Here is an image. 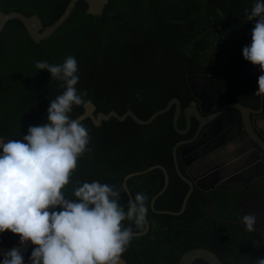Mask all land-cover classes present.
I'll use <instances>...</instances> for the list:
<instances>
[{
    "label": "trees",
    "instance_id": "obj_1",
    "mask_svg": "<svg viewBox=\"0 0 264 264\" xmlns=\"http://www.w3.org/2000/svg\"><path fill=\"white\" fill-rule=\"evenodd\" d=\"M69 0H0V12L35 15L42 27L52 24ZM257 0H107L101 14L85 13L86 4L78 1L67 18L46 39L30 40L17 20L7 21L0 32V137L22 140L30 126L47 122L50 101L61 95L63 82L51 78L47 70H38L37 61L62 64L73 56L78 65L75 85L86 93L96 113L114 111L118 116L130 110L140 120L176 98L180 114L176 127L183 130L182 111L193 100L186 76L209 75L228 101L253 110L264 102L256 96L259 65L243 59V47L250 45L255 19L248 21L246 11ZM83 105V104H82ZM82 105L73 106L70 118L82 113ZM172 105L147 125H138L129 117L118 121L110 117L95 127L86 118L80 122L89 133L87 150L77 159V167L62 189L66 198L84 182L98 181L122 190L120 204L137 193L147 195L148 230L133 237L121 255L126 264H176L186 251L204 248L221 264H256L264 258V232L248 231L234 221L242 220L240 187L225 188L216 194L193 187L181 214L178 212L187 184L174 170L173 145L195 133L197 121L190 119L186 133L172 127ZM197 140V139H196ZM176 149L178 170L188 178ZM161 166L125 181L129 196L121 186L125 175ZM155 195L152 211L149 202ZM130 197V198H129ZM55 211L61 210L59 207ZM134 233L142 232L132 221H122ZM19 243V236L0 233V245ZM32 246L21 254L30 264ZM3 257L0 256V260ZM192 264H206L200 260Z\"/></svg>",
    "mask_w": 264,
    "mask_h": 264
},
{
    "label": "clouds",
    "instance_id": "obj_2",
    "mask_svg": "<svg viewBox=\"0 0 264 264\" xmlns=\"http://www.w3.org/2000/svg\"><path fill=\"white\" fill-rule=\"evenodd\" d=\"M248 21L255 19L251 43L243 47V59L259 65L256 96H264V0H257ZM38 70L62 81L64 92L50 101L47 122L30 126L22 140H0V233L19 236V244L34 246L30 264H119L135 233L122 221L144 229L147 200L137 193L120 204V189L98 181L84 182L66 198L62 189L77 167V159L89 143L88 130L70 118L73 106L84 103L86 93H78L77 61L73 56L59 65L37 61ZM59 207L61 210L55 211ZM248 231H256L254 215H243ZM0 264H24L19 249L7 252ZM264 264V258L256 260Z\"/></svg>",
    "mask_w": 264,
    "mask_h": 264
},
{
    "label": "water",
    "instance_id": "obj_3",
    "mask_svg": "<svg viewBox=\"0 0 264 264\" xmlns=\"http://www.w3.org/2000/svg\"><path fill=\"white\" fill-rule=\"evenodd\" d=\"M78 1H83L86 4L85 13L89 15H100L102 12V9L104 5L107 3V0H69L65 9L60 14V16L50 25L42 27L39 20L35 15L30 16H24L18 12H8V13H2L0 12V32L4 26V24L9 20H17L20 22L22 27L24 28L25 32L27 33L30 40L34 43H38L41 40L46 39L49 37L61 24L62 22L67 18L70 11L72 10L74 4ZM248 36L251 35V32H246ZM203 81V83H202ZM186 82L189 88V91L191 93V96L193 98L192 101H190L189 105L185 107L182 111L184 121H185V127L183 130H179L176 127V121L178 119V116L180 114V104L179 101L176 98L170 99L165 107L163 109L155 111L153 114L149 116L146 120H140L137 118L130 110L125 111L122 115L118 116L114 111H109L106 114L103 113H96V115H93V112L95 111V107L93 104L87 100L82 105V113L78 115L75 120H77L79 123L83 121L84 119L88 118L92 125L97 127L99 126L101 121H106L110 117L115 118L118 121H123L127 117H129L134 123L138 125H147L157 116L160 115L167 110L170 109V107L173 105V116H172V127L178 134H184L187 132L190 126V119L194 118L197 121V128L195 130L193 138L185 141L177 142L173 145L171 149V157L174 164V170L179 178L183 180L188 188L187 191L181 201L180 209L178 212H171V211H162L164 214H170V215H178L181 214L185 208V204L187 201V198L189 197L190 193L193 190V187H196L197 189L207 192L209 189L213 188L218 182H223L226 180H230L234 178V176H239L241 173H247L246 171L253 168L252 164L255 162L262 167H264V142L261 140V138L257 135L260 134L256 129L254 122L252 124L249 123L248 120V113L252 114H259L262 110V108H259L257 111H254L250 109L249 107L242 106L241 104L237 103H230L224 106H221L220 109L214 110L211 114L205 116L207 113L212 111L216 103H220L224 100H226V97L224 93L217 87V85L213 82V79L209 75H203V76H195V75H189L186 76ZM195 82L202 83L201 86L196 87ZM234 109L237 110L241 114V118L243 121V128L244 133L246 134V137L249 138V140L254 143L260 150L254 149L253 146L249 145L246 137L243 134V131L241 130L240 124L237 122L235 124V130L236 133L233 137L239 136L240 138L233 142V146H236L238 148V153L234 156L233 160L228 162L227 165H232L233 163L240 161L242 162L239 165H236V169L234 172H222L226 169L227 165L219 166L218 169L211 170L210 172H207L199 177H192L189 175V169H187L186 174L188 175V178L181 175V173L178 170V164H177V156H176V149L180 145H185L188 143H191L196 136L200 133V130L202 126L212 121L220 112L225 111L227 109ZM237 119V117H236ZM222 119H218L213 121L210 126L209 130L215 129V126L220 123ZM202 133L199 134L197 140L190 146L191 149H194L197 147V145L200 143ZM257 132V133H256ZM0 140L3 141V143H7L9 138H2L0 137ZM241 143V144H240ZM187 146L183 147L179 152V158L185 166H188L186 164V150ZM252 154H255L256 157H254ZM261 167V169H262ZM153 169H159L163 174V186L160 190V193L163 192L167 185V174L165 170L159 166V165H153L147 168L144 171L141 172H133L129 173L124 176L121 186L124 189V191L129 196L128 190L125 185V181L133 176L144 174L150 170ZM218 185V184H217ZM264 188V187H262ZM260 188V189H262ZM157 195L151 198L149 202L150 209L154 211L153 209V202L155 200ZM130 198V197H129ZM259 205H264L262 202L257 201ZM244 206V205H242ZM243 209V207H242ZM243 215H247L245 211H242ZM235 223L244 226L242 223V220H236ZM258 231H263L264 228H255ZM148 230V223L146 221V227L143 229L142 232L135 233L133 237L142 236L144 235ZM33 245L30 241L25 242L24 245H20L19 243L16 245H12L10 247H5L0 245V256L4 257V255L12 250L13 248L19 249L20 253L23 254L27 252ZM200 260L206 264H221V262L218 260V258L209 250L204 248H194L190 249L186 252H184L177 260L176 264H192L194 261ZM119 264H126V262L120 257Z\"/></svg>",
    "mask_w": 264,
    "mask_h": 264
},
{
    "label": "flooded vegetation",
    "instance_id": "obj_4",
    "mask_svg": "<svg viewBox=\"0 0 264 264\" xmlns=\"http://www.w3.org/2000/svg\"><path fill=\"white\" fill-rule=\"evenodd\" d=\"M195 83V86L197 85L196 87L200 85L198 82ZM225 97L226 100L220 103H216L215 108L205 116L211 114L214 110L220 109L221 106L235 103L228 101V97L226 95ZM259 105V108H262L261 112L259 114L248 113L247 117L250 124L254 122L255 129L260 134H258L257 132L256 133L264 142V125L262 126L258 123L260 122V120L264 122V102L261 101ZM258 109L254 111H257ZM220 118L222 120L218 125L215 126V129L209 130L210 124ZM237 122L240 124L241 130L243 131L244 128L242 125L243 121L241 118V114L237 110L230 108L220 112L212 121L202 126L200 130V133H202L201 131L203 130V135L200 139L201 143L194 149L190 148V146L198 138L200 134L199 133L191 143L187 144V147L189 148H187L186 150V164L188 166H186L185 169L186 171L187 169H189L188 172L190 176L194 178L199 177L207 172H210L211 170L218 169L219 166L227 165L228 162L233 160L234 156L238 153V148L236 146H233V142H236L240 138L239 136L233 137L236 133L235 124ZM243 134L246 137L244 131ZM246 139L249 145L253 146L254 149L260 150L254 143L249 140V138L246 137ZM252 155L256 157L255 154ZM241 163L242 162L237 161L232 165H227L226 169L222 172H234L237 168L236 165H239ZM252 166L253 168L246 171V174L241 173L239 174V176H234V178L230 180L218 182V185L216 184L213 188L209 189L207 193L216 194V192L227 188V186L228 188L240 187L241 190L245 192L242 200L240 201L241 210L245 211L247 215H254L256 217L254 228H264V205H259V203H257V201H259L264 204V188H262L264 187V167H262L260 164L258 165L256 162L252 164Z\"/></svg>",
    "mask_w": 264,
    "mask_h": 264
},
{
    "label": "rangeland",
    "instance_id": "obj_5",
    "mask_svg": "<svg viewBox=\"0 0 264 264\" xmlns=\"http://www.w3.org/2000/svg\"><path fill=\"white\" fill-rule=\"evenodd\" d=\"M202 83H203V81H202ZM202 83L200 82V85H201ZM200 85H199V86H200ZM263 118H264V117H263ZM263 118H262V119H263ZM258 123L261 124L262 126L264 125V122H263L262 120H260V122H258Z\"/></svg>",
    "mask_w": 264,
    "mask_h": 264
},
{
    "label": "crops",
    "instance_id": "obj_6",
    "mask_svg": "<svg viewBox=\"0 0 264 264\" xmlns=\"http://www.w3.org/2000/svg\"><path fill=\"white\" fill-rule=\"evenodd\" d=\"M200 143H201V141H200ZM200 143H199V144H200ZM199 144H198V145H199ZM198 145H197V146H198Z\"/></svg>",
    "mask_w": 264,
    "mask_h": 264
}]
</instances>
